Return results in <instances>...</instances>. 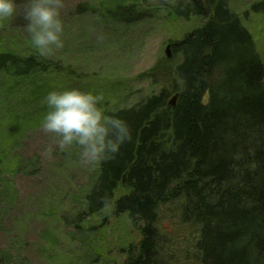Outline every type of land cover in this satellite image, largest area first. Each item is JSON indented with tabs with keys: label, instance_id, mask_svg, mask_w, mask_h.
Instances as JSON below:
<instances>
[{
	"label": "trees",
	"instance_id": "16d2710c",
	"mask_svg": "<svg viewBox=\"0 0 264 264\" xmlns=\"http://www.w3.org/2000/svg\"><path fill=\"white\" fill-rule=\"evenodd\" d=\"M228 1L171 6V14L204 23L171 41L172 57L141 74L164 87L107 112L128 123L131 138L97 165L84 213L111 207L139 224L140 240L123 264L174 263L166 218L191 235L184 248L194 264H264V63ZM251 9L264 19V0ZM107 15L144 18L132 5ZM48 66L60 69L40 55L0 51L3 73L24 77Z\"/></svg>",
	"mask_w": 264,
	"mask_h": 264
},
{
	"label": "rangeland",
	"instance_id": "374dc122",
	"mask_svg": "<svg viewBox=\"0 0 264 264\" xmlns=\"http://www.w3.org/2000/svg\"><path fill=\"white\" fill-rule=\"evenodd\" d=\"M258 1L229 0L228 7L250 32L264 63V19L251 9ZM177 2L61 0L63 47L40 56L60 69L48 66L45 73L24 77L0 72V263L123 264L138 244L139 224L126 213L111 214V207L84 213L97 165H82L78 146L60 150L57 138L42 130L41 101L52 89L77 87L102 96L101 106L110 112L158 92L164 85L141 74L167 58L171 41L204 23L171 14ZM131 5L144 13L142 20L122 23L107 15ZM25 24L22 13L0 21V51L39 55ZM166 219L167 233L174 232L173 264H194L184 248L191 235Z\"/></svg>",
	"mask_w": 264,
	"mask_h": 264
},
{
	"label": "clouds",
	"instance_id": "9594fccd",
	"mask_svg": "<svg viewBox=\"0 0 264 264\" xmlns=\"http://www.w3.org/2000/svg\"><path fill=\"white\" fill-rule=\"evenodd\" d=\"M61 0H0V21L22 13L25 28L40 56L63 47ZM102 96L77 87L52 89L42 99L46 106L40 126L57 138V147L78 146L79 162L88 167L111 159L131 138L128 123L101 106ZM50 152V149L48 150Z\"/></svg>",
	"mask_w": 264,
	"mask_h": 264
},
{
	"label": "water",
	"instance_id": "95a60500",
	"mask_svg": "<svg viewBox=\"0 0 264 264\" xmlns=\"http://www.w3.org/2000/svg\"><path fill=\"white\" fill-rule=\"evenodd\" d=\"M168 49H169V44L166 46V54H167V57L169 56V55H168ZM177 96H178V94H174V95L168 100V104L174 106L175 103H176ZM124 180H125V175H123V178H122V181H124Z\"/></svg>",
	"mask_w": 264,
	"mask_h": 264
}]
</instances>
